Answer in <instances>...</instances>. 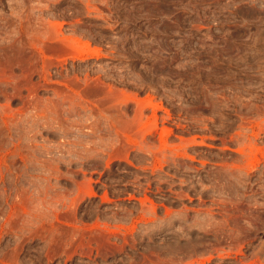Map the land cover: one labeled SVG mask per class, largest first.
I'll return each instance as SVG.
<instances>
[{"label":"rangeland","instance_id":"1","mask_svg":"<svg viewBox=\"0 0 264 264\" xmlns=\"http://www.w3.org/2000/svg\"><path fill=\"white\" fill-rule=\"evenodd\" d=\"M0 264H264V0H0Z\"/></svg>","mask_w":264,"mask_h":264}]
</instances>
